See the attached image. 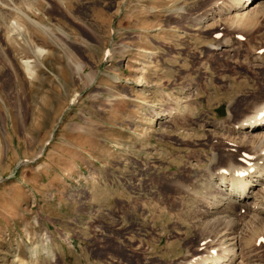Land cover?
<instances>
[{"label":"rangeland","instance_id":"374dc122","mask_svg":"<svg viewBox=\"0 0 264 264\" xmlns=\"http://www.w3.org/2000/svg\"><path fill=\"white\" fill-rule=\"evenodd\" d=\"M232 1L0 0V264L224 256L210 176L259 147L232 126L264 100V7ZM238 212L230 264H264Z\"/></svg>","mask_w":264,"mask_h":264},{"label":"bare ground","instance_id":"6f19581e","mask_svg":"<svg viewBox=\"0 0 264 264\" xmlns=\"http://www.w3.org/2000/svg\"><path fill=\"white\" fill-rule=\"evenodd\" d=\"M238 2L239 4L236 5L238 6V9L242 10V9H246L247 7V10L245 11L246 13L249 12V10L259 9L264 7V0H242V2L240 1ZM245 12L243 11V13ZM243 13L241 12L240 14L243 15ZM228 44L229 43H224V45H228ZM29 72L30 69L28 73ZM238 108L239 107H237V109ZM243 112L245 113V115H243L239 120H237L235 124H233L232 129L233 131H235L234 128L235 125L237 124L236 128L239 127L246 128L240 132L251 133L259 125L262 126V129H260L261 139L257 144L259 147L258 148L255 147L257 149H252L250 147L252 150L248 152L246 155H244V160H245L244 165L242 164L239 165V167H237V165L235 164L228 163L226 166L216 167L211 173L210 181L215 183L216 186L218 187V188L216 187L215 194L217 195L218 193H221V195L219 197H211L204 200L205 204L207 205V209L204 210L205 216L207 215L210 221L211 219H216L217 222L222 225V227L224 228V231L222 230L223 231L222 234H225L224 232H227V234H229V236L227 237L228 239L226 241L228 242V244L226 243L227 246H224L221 249L222 251H224V256L223 255L218 256V254L214 251L215 250L214 248L211 249L209 248L208 251L206 250L207 251L206 255L198 257L197 260L194 261L195 263L193 264H230L232 262L233 255L235 257L236 254L234 253L235 251L233 252V248H235L236 246V245L234 246L235 244L234 242H236L235 240L238 237V235L236 234L238 233L235 232L236 234H233L234 230L231 229L230 222L232 223L231 216L236 211L238 212L242 208H245L249 212H254L260 215L258 216L257 219L259 220V224L258 223L257 224L258 226L262 224L260 227H264V221H263L264 220V100H261L260 102L247 107ZM151 118L154 119V116ZM241 138H245V135H242ZM252 186H254L255 189L257 187L258 188L254 191L253 189L249 191V188H251ZM259 233L261 232L257 231L254 234L253 233L250 234H252V237L256 235V238H258ZM220 243H222V241ZM36 255H37L36 251L33 250L30 251V257H35Z\"/></svg>","mask_w":264,"mask_h":264}]
</instances>
